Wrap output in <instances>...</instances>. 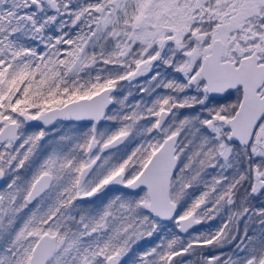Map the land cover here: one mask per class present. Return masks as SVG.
Segmentation results:
<instances>
[{"label":"snow or ice","instance_id":"6c2138e0","mask_svg":"<svg viewBox=\"0 0 264 264\" xmlns=\"http://www.w3.org/2000/svg\"><path fill=\"white\" fill-rule=\"evenodd\" d=\"M0 264H264V0H0Z\"/></svg>","mask_w":264,"mask_h":264}]
</instances>
